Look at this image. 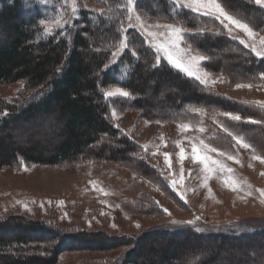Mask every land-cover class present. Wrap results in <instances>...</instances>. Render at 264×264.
<instances>
[{"label": "trees", "instance_id": "obj_1", "mask_svg": "<svg viewBox=\"0 0 264 264\" xmlns=\"http://www.w3.org/2000/svg\"><path fill=\"white\" fill-rule=\"evenodd\" d=\"M94 1L101 10H80L65 33L45 36L40 16L25 10L22 0H0V84H26L21 97L0 100V172L20 162L63 166L92 160L132 164L157 174L146 163L143 148L113 124V100L104 95L112 86L131 93L118 101L138 109L141 116L191 124L202 123L204 115L213 116L264 155V122H248L264 121V108L211 92L162 57L155 42L139 29L121 32V27L126 28V13L116 6L125 0ZM227 6L246 17L254 30L264 31V7L254 0H227ZM136 8L151 18L194 30L184 34V43L208 57L204 64L209 71L236 82L260 83L264 58L225 34L213 17L177 9L171 0H137ZM200 29L202 34L193 35ZM125 35L129 47L118 58L113 53ZM121 65L129 71L123 80L118 79ZM192 109H203L204 114ZM226 113L241 120H232ZM51 117L59 133L49 146L19 145L14 136L18 128ZM210 142L231 150L235 143L225 132H218ZM217 248L221 253L213 255ZM117 250L122 254L115 261L100 264H264V226L234 221L219 229L195 223L116 237L63 231L50 222L23 216L0 219V264H59L65 253Z\"/></svg>", "mask_w": 264, "mask_h": 264}, {"label": "rangeland", "instance_id": "obj_2", "mask_svg": "<svg viewBox=\"0 0 264 264\" xmlns=\"http://www.w3.org/2000/svg\"><path fill=\"white\" fill-rule=\"evenodd\" d=\"M22 2L24 9L37 13L40 20L52 19L57 15V10L63 13V9L60 8L62 0H49L48 4L40 3V0H22ZM171 2L176 5L177 9L191 10L178 6L175 0ZM181 2L183 3L184 0ZM78 3L79 7L75 15L65 17L70 19V24L65 25L63 29L56 28L53 35L57 32L65 33L67 27L79 18L80 10H101L94 0H78ZM137 11L149 25L175 23L157 20L143 11ZM130 23L132 26H129ZM133 28L142 31L134 20L132 22L127 20L126 31ZM152 30L164 31L163 29ZM190 31L194 30L188 29L186 32ZM223 31L238 41L240 39L236 37L246 39L245 34L239 30H235L232 35H229L224 28ZM255 31L264 36L263 30ZM2 38V33H0V39ZM149 38L152 40L151 37ZM181 47L189 46L183 42ZM122 50L114 52L116 57H120ZM195 52L204 55L196 49ZM160 55L167 58L162 49H160ZM205 61L199 65L197 75L206 71L210 74V81H218L214 85L209 83L206 86L211 92L248 104L256 105L253 103L255 101L264 102V84L255 83L259 87H253L251 90L238 89L236 88L237 83L247 82H236L225 74L213 73L205 67ZM113 62L112 59L110 64ZM128 73V67L121 65L118 79H125ZM191 77L196 79L195 76ZM221 80L222 82H219ZM198 81L201 83L200 80ZM115 87L121 86H112L107 90ZM25 88L26 84L22 81L0 84V100L11 102L21 97ZM29 94H26V97L30 96ZM127 98L119 96L111 98L113 107L110 114L113 109L118 113L117 118L111 115V120L124 136L140 146H149L147 152L143 149L148 156L146 163H149L157 174L139 169L132 164H122L116 161L84 160L81 163H69L63 166H43L20 162L18 165L5 167L0 172V219L23 216L32 221L50 222L63 231L102 232L116 237L141 235L150 229L163 230L169 226H193L195 223L202 227L219 229L232 225L234 221H242L246 226H264V203H261L259 193L255 191L264 189V175H261L264 173V164L251 159L253 155L251 150L243 149L236 143H234L233 150L212 144L210 139L218 132H224L220 127L222 123L213 116L204 115L202 123H188L193 127L187 131H181L178 128L180 123L158 121L156 115L152 118H149L147 114L141 116L138 109L124 106L118 101ZM151 103L156 105L154 100ZM55 121L51 117L40 120L32 126L18 128L14 133L15 139L21 147L36 143L47 147L59 129ZM200 127H203L205 131L200 132L198 130ZM191 137H199L222 151L237 155L241 161L240 164L223 157L217 158L224 159L225 163L234 169L237 177L246 180L252 186V195L245 196L244 192L229 190L215 176L208 181V187L201 186L202 174L198 171L201 165L193 163L190 157L189 138ZM177 141L180 142V147L185 149L187 158L183 161L185 177L183 185L177 184L176 189H173L170 181L174 178L178 179L181 172V163L178 159L180 147L176 146ZM164 152L170 154L171 168L165 163ZM256 154L260 155L257 151ZM189 170H192L191 176H189ZM90 181L95 182L97 188L102 187L109 194L104 195L94 190ZM181 192L185 194L183 199ZM61 201H63L62 204ZM217 251L221 253L217 248L213 255ZM121 254V250L107 253L70 252L61 256L59 264L109 263L115 261Z\"/></svg>", "mask_w": 264, "mask_h": 264}, {"label": "snow or ice", "instance_id": "obj_3", "mask_svg": "<svg viewBox=\"0 0 264 264\" xmlns=\"http://www.w3.org/2000/svg\"><path fill=\"white\" fill-rule=\"evenodd\" d=\"M40 3L48 4L49 0H40ZM175 3L180 7H187L197 13H202L206 16H211L215 20L219 21L224 29L227 30L229 35L235 30H239L243 32L246 36V39L236 37L240 39V43L244 44L245 47L250 48L251 51L257 56L264 58V36L259 35L257 31L254 30V27L250 25V23L246 22L247 18H241L235 10L229 8L227 6V0H184L182 3L181 0H175ZM254 3L257 6L264 7V0H254ZM137 0H125L123 5L117 4V8H123L126 13V19L129 22L133 20L137 25H139L140 29L146 33L149 37L152 38L153 41H156V47L158 50L162 49L168 59V61L173 64L176 68L181 69L188 76H195L197 80H200L205 86H208L209 83L215 84L217 80H209L210 74L204 71L201 75H197V71H199V65L208 59V57L195 52V49L192 47H181L184 42V33L188 31L183 25L177 23H169V24H160L155 23L149 25L146 20H144L137 11L136 8ZM79 7L78 0H62L60 8L63 9V13L60 10H57V15L52 19H41L39 24L43 27V32L45 36L52 35L56 28L63 29L65 25L70 24V19L65 18L66 16H74ZM111 11V9H109ZM103 14V10L101 11ZM129 26H132L131 23ZM152 29H163L164 31H153ZM121 32H125L126 29L121 27ZM203 33V29H200L198 32L193 33V35H199ZM70 39V37H69ZM129 40L127 36H123L120 39L117 51L122 49H127L129 47ZM133 55H136L133 50ZM116 55V53H113ZM195 69V70H194ZM259 81L264 84V73L259 75ZM219 82H222L219 81ZM253 87H259L258 84L254 82L248 83H237L236 88H248L252 89ZM105 97H129L131 93L125 90L122 87H115L113 89L107 90L104 92ZM259 107L264 108V102L255 101L253 102ZM194 112H198L201 115L204 114L203 109H192ZM113 118L118 117V113L115 109L112 110L111 113ZM225 115L229 116L230 119L239 121L241 117L239 115L226 113ZM250 123H262L264 121H256L249 120ZM193 126L188 123H180L178 124V128L181 131H187ZM222 130L227 133L228 136L235 141L236 145H239L243 149L251 150L253 155L251 157L252 160H258L260 163L264 164V155H257L254 146L244 137L240 135H235L233 132L225 127L224 125H220ZM200 132L205 131L203 127L198 129ZM191 143V152L190 157L193 163H198L201 165L198 171L202 174V183L201 186L208 187V181L214 176L219 178L224 187L228 188L233 192H244L245 196H251L252 190L251 185L246 181L235 175V171L233 168L229 167L224 159H219L217 157H223L227 160L233 161L236 164H240L241 161L237 155H233L229 152H225L220 150L219 148L213 146L210 143H206L203 139L199 137H191L189 138ZM176 146L180 147V142H176ZM145 152L148 150V145L141 146ZM215 154V156L213 155ZM155 155V153H153ZM165 158V163L171 168V160L170 154L167 152L163 153ZM187 158L185 149L180 147V151L178 153V159L181 163V172L178 179H172L170 181L173 189H176L177 184L183 185L184 182V170H183V161ZM251 167V165H249ZM27 170V168H25ZM192 175V170H189V176ZM264 175V173H261ZM90 184H93L94 190H97L104 195H108L109 193L105 191L102 187L97 188L95 182L90 181ZM209 191L211 189L209 188ZM256 192L259 193V198L261 203H264V189H256ZM181 198L185 197L183 192L180 193ZM243 198V197H242ZM61 204L63 201L60 202ZM167 211V210H165ZM103 214V213H102ZM191 223V222H189Z\"/></svg>", "mask_w": 264, "mask_h": 264}]
</instances>
